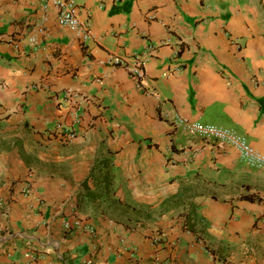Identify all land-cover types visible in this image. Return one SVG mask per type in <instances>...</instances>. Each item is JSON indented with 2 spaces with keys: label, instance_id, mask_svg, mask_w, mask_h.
<instances>
[{
  "label": "crops",
  "instance_id": "1",
  "mask_svg": "<svg viewBox=\"0 0 264 264\" xmlns=\"http://www.w3.org/2000/svg\"><path fill=\"white\" fill-rule=\"evenodd\" d=\"M76 2L85 42L0 0V264H264V171L172 123L264 153V0ZM135 54L145 90L113 62Z\"/></svg>",
  "mask_w": 264,
  "mask_h": 264
},
{
  "label": "built area",
  "instance_id": "2",
  "mask_svg": "<svg viewBox=\"0 0 264 264\" xmlns=\"http://www.w3.org/2000/svg\"><path fill=\"white\" fill-rule=\"evenodd\" d=\"M58 10V20L63 25L72 29L78 37L83 41H88L93 37V29L91 25L81 19L79 15V6L76 0H48ZM48 4H45V11L38 22L35 23L29 41L32 45L39 43L38 35L44 31L45 21L48 18L46 12ZM113 62L124 66L130 75L134 78L136 86L141 90L147 89L145 78L146 72L144 69V58L140 54H135L130 60L129 58L114 57ZM1 86V84H0ZM153 92V91H152ZM175 127H181L190 134H197L207 140H214L220 143H227L235 147L240 153L242 159L249 165L260 168L264 171V153L257 150L247 139L246 136L240 134L233 128L218 125L214 123H206L201 121L191 120L186 116L176 114L172 121ZM68 137H72L73 133L69 132ZM85 224L81 219L74 221H65L67 230L72 228L82 227ZM91 230L93 226H89Z\"/></svg>",
  "mask_w": 264,
  "mask_h": 264
},
{
  "label": "trees",
  "instance_id": "3",
  "mask_svg": "<svg viewBox=\"0 0 264 264\" xmlns=\"http://www.w3.org/2000/svg\"><path fill=\"white\" fill-rule=\"evenodd\" d=\"M105 177H104V180L106 181V180H108V177H107V175L105 174L104 175ZM86 183V182H85ZM88 191V193L91 195V197L93 198L94 197V195H97L96 194V192H93V191H90L89 192V190H87ZM102 194H100V196H101Z\"/></svg>",
  "mask_w": 264,
  "mask_h": 264
}]
</instances>
